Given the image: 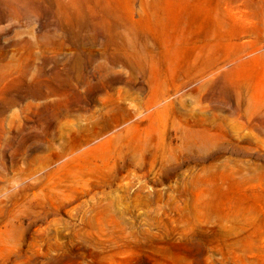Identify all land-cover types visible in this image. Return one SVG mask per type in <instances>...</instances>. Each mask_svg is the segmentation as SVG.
Returning a JSON list of instances; mask_svg holds the SVG:
<instances>
[{
	"label": "rangeland",
	"instance_id": "rangeland-1",
	"mask_svg": "<svg viewBox=\"0 0 264 264\" xmlns=\"http://www.w3.org/2000/svg\"><path fill=\"white\" fill-rule=\"evenodd\" d=\"M181 1L0 0V264H264V0Z\"/></svg>",
	"mask_w": 264,
	"mask_h": 264
},
{
	"label": "bare ground",
	"instance_id": "bare-ground-1",
	"mask_svg": "<svg viewBox=\"0 0 264 264\" xmlns=\"http://www.w3.org/2000/svg\"><path fill=\"white\" fill-rule=\"evenodd\" d=\"M160 1H174V0H157V2ZM178 1V0H176ZM187 0H182L181 2H186ZM253 1H257V0H213L214 4L217 7H221L223 9V14L224 16L227 17H232V18H238L237 16L241 14L240 11V7L244 6L245 3H252ZM232 3L229 8H225V6L227 5V3Z\"/></svg>",
	"mask_w": 264,
	"mask_h": 264
}]
</instances>
